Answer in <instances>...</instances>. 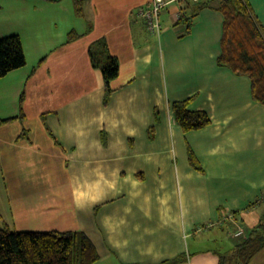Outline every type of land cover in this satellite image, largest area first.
I'll list each match as a JSON object with an SVG mask.
<instances>
[{
    "label": "crops",
    "instance_id": "obj_1",
    "mask_svg": "<svg viewBox=\"0 0 264 264\" xmlns=\"http://www.w3.org/2000/svg\"><path fill=\"white\" fill-rule=\"evenodd\" d=\"M217 1H173L158 36L139 13L151 0H85L82 16L74 0H0V38L20 35L27 58L0 78L17 230L83 231L100 254L95 264H219L258 224L264 105L249 76L218 64ZM198 2L211 4L191 27L177 21ZM250 2L264 22V0ZM100 40L120 65L108 105L91 56ZM185 99L209 113L208 126L185 132L176 122L173 103ZM249 264H264V248Z\"/></svg>",
    "mask_w": 264,
    "mask_h": 264
},
{
    "label": "trees",
    "instance_id": "obj_2",
    "mask_svg": "<svg viewBox=\"0 0 264 264\" xmlns=\"http://www.w3.org/2000/svg\"><path fill=\"white\" fill-rule=\"evenodd\" d=\"M85 0H74L76 12L82 16ZM218 8L224 15L221 54L218 64L230 68L238 75L252 79L254 100L264 105V26L255 13L250 0H218ZM210 2L186 3L182 6L179 22L188 23ZM188 10L190 13H188ZM72 34V33H71ZM72 36V35H71ZM95 66H100L105 80V105L111 100L114 89L111 81L119 75L120 65L105 40L97 42L91 50ZM27 63L22 39L18 34L0 38V78ZM190 99L173 103L176 122L185 132L198 130L211 123L206 110L189 108ZM12 118H0V125ZM155 137V129L149 130ZM189 148L191 165L197 170L203 166ZM264 248V213L258 224L236 240L233 249L219 253V264H249ZM100 258L96 245L83 231H37L0 228V264H95ZM182 257L161 264H176Z\"/></svg>",
    "mask_w": 264,
    "mask_h": 264
},
{
    "label": "rangeland",
    "instance_id": "obj_3",
    "mask_svg": "<svg viewBox=\"0 0 264 264\" xmlns=\"http://www.w3.org/2000/svg\"><path fill=\"white\" fill-rule=\"evenodd\" d=\"M262 25L264 26V22L260 19ZM6 149H7V144L3 143L1 144L0 142V228L11 227V229H16L17 227V221L20 220V218L15 219V216L11 214L12 208H10V195L11 194V189H8V184H7V167H6ZM22 222L20 221L19 225H26L21 224ZM21 226V227H22ZM19 227V226H18ZM26 229H31V228H26ZM218 230V229H217ZM220 244L227 245L230 247V242L231 241L228 237L227 234H224L221 232V235L219 237ZM215 242H211V245H214ZM226 250V249H224Z\"/></svg>",
    "mask_w": 264,
    "mask_h": 264
},
{
    "label": "built area",
    "instance_id": "obj_4",
    "mask_svg": "<svg viewBox=\"0 0 264 264\" xmlns=\"http://www.w3.org/2000/svg\"><path fill=\"white\" fill-rule=\"evenodd\" d=\"M173 1L176 0H151L148 6L140 9L139 13L146 19L147 27L150 32L160 36L163 30L162 15ZM181 16L182 11H179L176 14L177 21ZM242 232L241 230L237 234H241Z\"/></svg>",
    "mask_w": 264,
    "mask_h": 264
}]
</instances>
